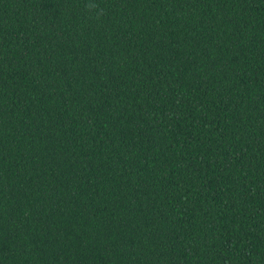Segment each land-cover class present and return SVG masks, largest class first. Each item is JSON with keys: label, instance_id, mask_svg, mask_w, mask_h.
<instances>
[{"label": "trees", "instance_id": "1", "mask_svg": "<svg viewBox=\"0 0 264 264\" xmlns=\"http://www.w3.org/2000/svg\"><path fill=\"white\" fill-rule=\"evenodd\" d=\"M0 0V264H264V0Z\"/></svg>", "mask_w": 264, "mask_h": 264}, {"label": "clouds", "instance_id": "2", "mask_svg": "<svg viewBox=\"0 0 264 264\" xmlns=\"http://www.w3.org/2000/svg\"><path fill=\"white\" fill-rule=\"evenodd\" d=\"M85 7L89 12H94L97 18L103 15V10L99 8L96 0H87Z\"/></svg>", "mask_w": 264, "mask_h": 264}]
</instances>
